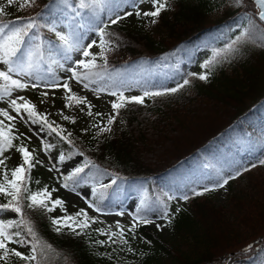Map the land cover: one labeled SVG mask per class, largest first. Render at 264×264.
<instances>
[{
    "label": "trees",
    "instance_id": "16d2710c",
    "mask_svg": "<svg viewBox=\"0 0 264 264\" xmlns=\"http://www.w3.org/2000/svg\"><path fill=\"white\" fill-rule=\"evenodd\" d=\"M36 1L39 8L32 12L49 3ZM169 4L150 28L132 27L123 20L109 25L115 43L108 56V70L122 73L128 84L142 91L175 87L182 78L191 83L175 93L148 97L143 105L122 109L109 134L88 138L87 134L71 133L72 144L60 141L55 134L45 133V137L59 153L82 157L78 164L92 161L95 167L85 170L91 187L117 178L100 201L103 212L126 203L136 192V208L146 198L149 204L167 200L170 210L172 200L167 195L187 193L191 197L185 201L188 208L175 214L171 222L178 242L170 245L149 224L128 234V245H99L94 241L107 237L94 231L96 228L90 227L87 234L79 236L67 230L56 232L49 219L53 212L26 208L38 234L55 249L47 264H158L163 254L178 264H228L229 257L234 260L232 264L264 261L261 245L256 243L264 238V197L250 205L239 224L220 222L218 227L211 220L217 211L210 194L191 196L189 191L201 188L206 179H216L218 170L227 175L234 162L243 163L246 154H259L264 149V23L247 0L240 5H234L233 0H169ZM47 11L56 14L55 8ZM24 16L25 11L6 12L3 19ZM100 19L107 21V14ZM246 28L249 35L214 65L207 80L186 75L204 71L200 66L212 58L214 50L227 49ZM41 31L55 43L54 35L47 29ZM205 47L211 54L194 69L196 52ZM42 71L47 72V65ZM53 71L58 76L59 68L53 66ZM208 112L214 115L207 116ZM16 130L22 132L18 127ZM25 143L30 150L36 147L32 140ZM37 167L31 173L32 190L46 185ZM0 202L6 201L0 197ZM0 218H4L1 213ZM250 225V236H235L237 230ZM249 244L253 248L243 251ZM128 247L133 251H127ZM14 264L23 262L14 258Z\"/></svg>",
    "mask_w": 264,
    "mask_h": 264
},
{
    "label": "snow or ice",
    "instance_id": "6c2138e0",
    "mask_svg": "<svg viewBox=\"0 0 264 264\" xmlns=\"http://www.w3.org/2000/svg\"><path fill=\"white\" fill-rule=\"evenodd\" d=\"M15 0H7V5H13ZM258 12L261 22H264V0H247ZM150 4L149 10H142L140 5ZM234 5H240L242 0H233ZM124 5H128L133 11H124L120 14ZM36 0H20V9L33 8ZM170 7L169 0H49L34 15L17 17L16 20H5L6 6L0 4V101H7V107H0V197L6 202H0V213L14 214L12 218H0V264H14L16 261L23 264H47L50 254L55 253L52 245L47 243L36 231L35 226L25 209H40L47 213H52L59 208L64 212L63 216H49L51 224L56 232L67 230L73 235L87 234V230L92 224L96 223L98 217L90 216L88 209L97 213L103 212L100 201L105 196V192L112 185L116 184L117 178L113 176L110 184L93 183L90 199L87 192H82L87 208H80L73 214H69L65 208V201L59 197L53 198V192L57 189L49 190L45 185L37 190H32L29 185L32 182L31 173L37 165H43L44 161L37 155V149H29L25 141H31L33 136L40 137L41 149L44 153H51L56 147L43 138V135L55 134L60 141L72 144L71 133L65 135V129L48 119L47 113H41L31 100L24 95L13 98V93L18 90L47 89L54 92L58 89L64 90L65 107L84 105L80 111L87 109V115L92 117H103L104 114L93 113V105L86 96L78 95L70 86V81H75L83 89H89L90 85H96L91 91L96 93L99 99L100 93H107L113 97L107 101L112 112L107 115L103 126L93 124L98 133L110 132L111 126L117 119L120 111L129 105H143L148 97H159L175 93L191 83L188 78H182V83H177L175 87H163L161 90H143L138 95H126L131 85L123 78L120 72H110L108 70V53L114 50L113 33L108 31L109 25L119 23L121 20L135 15L147 18L150 23L156 24L162 12ZM56 9L53 15L50 9ZM106 13L107 21L100 19ZM252 28L255 27L251 24ZM63 25V29L60 28ZM103 25V26H101ZM47 29L54 34L53 38H46L41 31ZM250 29H245L227 49L214 50L212 58L206 60L200 67L204 71L192 72L187 76L196 77L199 80H207L211 75V70L215 64L220 63L221 59L226 58L235 47V44L249 35ZM91 34V35H90ZM98 38V39H97ZM85 41H87L85 43ZM99 51H93L94 48ZM78 53L79 58L73 60L72 54ZM223 53V56H222ZM71 61V66L65 67ZM47 65V72L42 71V66ZM53 66L63 70L64 77L56 76ZM40 103H44L49 96V91H41ZM14 112L16 115H12ZM65 121L71 120L75 123V118L63 115ZM19 119L25 125L31 124L29 128L31 135L18 132L16 121ZM7 121V122H6ZM38 126V127H37ZM88 131V129H84ZM18 141V143H16ZM15 149L20 155V162L12 168L7 167L5 152ZM78 155H83L78 153ZM264 156V153L261 154ZM51 166L49 171H59L58 163L65 165L67 175L61 173L63 179L62 187L72 188L73 191L81 183L88 184L90 176L85 170L90 166L95 167L91 160H85L82 164H67L71 160V153L53 154L48 157ZM258 163H250L244 166L243 163H235L231 172L227 175L223 170L216 172V179L211 181V187L205 185L201 188H191V196H201L205 193L224 188L230 180L236 179L252 168L264 166V158L257 157ZM71 168V170H69ZM112 175V174H108ZM39 185V181H36ZM167 195V194H166ZM191 197L185 193L179 197L188 201ZM168 200L176 199L173 195H167ZM179 211V209H177ZM149 213L156 214L158 219L172 222L168 204L159 201L149 204L147 199H141L140 205L132 213V222L125 228L119 221L115 223V230L111 226L107 228H96L94 231L107 237L106 240H96L95 244L105 245H128V234H135L141 225L154 224L157 229H162L165 225L156 223L149 218ZM117 215L124 216L125 211L120 210ZM26 234V235H25ZM30 237V239H28ZM261 251L264 252V238L258 241ZM11 245H27L25 251L19 250ZM253 248V244L246 246L243 251ZM131 252V247L127 248ZM58 255V253H57ZM105 255H110L105 253ZM230 258V257H229ZM264 264V261H262Z\"/></svg>",
    "mask_w": 264,
    "mask_h": 264
},
{
    "label": "rangeland",
    "instance_id": "374dc122",
    "mask_svg": "<svg viewBox=\"0 0 264 264\" xmlns=\"http://www.w3.org/2000/svg\"><path fill=\"white\" fill-rule=\"evenodd\" d=\"M0 4H4L6 6V12L12 13V14H18L20 11H25L27 16H31L37 13V10H34L32 12V9L39 8V4L36 1V6L33 8H25L20 9L19 4L20 0H15L14 4L11 6L7 5V0H0ZM142 10H149L150 4L144 3L140 5ZM124 11H133L132 8L128 5H125L122 10L120 11V14L123 15ZM127 25H130L132 27H139L143 26V28H150L154 24L150 23L147 18L137 17L135 15H132L130 17H127L123 19ZM63 25H60V28L63 29ZM53 35V33H50ZM91 35V34H90ZM98 39V38H97ZM87 41H85L86 43ZM93 51H99V48H94ZM113 51L108 53V56L112 54ZM197 63L192 64L193 68L196 69L198 64L202 61H205L207 57L210 56V51L208 48H200L197 52ZM73 60L79 58L78 53L72 54ZM71 66V61L67 62L65 64V67ZM66 73L59 69L58 77H64ZM70 86L72 87L73 91L76 92L78 95L86 96L88 100L92 103L93 107V113H103V117H97L93 115L92 117H89L87 115V109L85 108L84 112H81L79 109L80 107H84V105L76 106L73 104L72 107H65L66 101L64 100V90L58 89L54 92V102H53V92L51 90L47 89H27V90H18L13 93V98H15L18 95H24L29 100L32 101L37 107V110L41 113H47L48 117L51 118L56 124L61 125L65 129V133H72L75 135H82L87 134L88 138L90 135L98 136L101 133H98L97 128L92 127L93 124H97L100 126H103V122H106L107 115L112 112L111 106L107 101L114 99L113 97L109 96L107 93H100L99 99L96 98L97 94L91 91V88L96 87V85H90L89 89H83L81 85L77 84L75 81H70ZM172 85L171 87H173ZM41 91H49V96L46 99L44 103H40L42 97L40 95ZM142 92L141 89L137 88L134 85H131L130 90L126 92V95H138ZM146 101H148V98H146ZM0 107H7V101H0ZM61 110H63V115H67L70 117L75 118V123H73L71 120L65 121L61 118ZM12 115H16L14 112L11 113ZM7 122V121H6ZM207 124V123H206ZM206 124H203L202 127L206 130ZM209 126V124H208ZM16 127H18L23 133H26L27 135H31L29 132V128L33 127L30 123L25 125L22 121L17 119L16 121ZM38 127V126H37ZM120 129L123 128V124L119 125ZM84 129H88V131H84ZM111 132V131H110ZM110 132H104L105 134H109ZM199 134V133H197ZM196 134V135H197ZM43 138L46 139L45 134L43 135ZM40 137L33 136L32 141L36 145L37 149V155L41 160L44 161L43 165H37V170L42 174L43 179L46 181V185L48 186L49 190L55 188L57 189L56 192H53V198L59 197L65 201V208L67 209V212L69 214H73L76 211H78L80 208H87V205L85 203V200L82 198L81 193L87 192L89 194V198L92 199L91 196V186L89 184L81 183L80 186L76 187V190L73 191L72 188H63V179L61 177V173L64 175H67V172L65 171V165L58 163L59 171H49V167L51 166V163L48 159L49 156L56 154L59 155V151L56 149L51 150V153H44L40 151L41 144H40ZM264 153V149L259 154H246L244 157V166H248L250 163H258L257 157L264 158V156H261V154ZM7 157H10V159L7 160V166L13 167L15 164H18L20 162V155L12 150H9L8 152H5L4 154ZM82 157L77 156L75 158H71L70 161H67V164H78L81 161ZM71 170V168H69ZM231 172V171H230ZM249 174H252V176H248ZM112 179H107L104 181L105 184H110ZM211 181L212 179H206L200 183V185L203 187L205 185L211 187ZM210 194L208 196L211 199L212 205H214L217 216L213 215L211 220L213 223H216L217 225L220 222H236V224H239L240 221L243 219L246 210L250 208V205L256 204V200H263L264 197V166H257L255 168H252L251 170L247 172H243L241 176H239L236 179L230 180L229 183L224 188H218L212 191L207 192ZM181 196V195H180ZM176 197V199L172 200V208H170V213L173 216L177 213H181V211H184L188 208L185 201L182 199H179V197ZM128 201L126 203L122 204L119 203L115 205V207L110 208L108 211L97 213L92 209H88L90 216L98 217V220L96 223L92 224L91 227L93 228H107L108 226H111L113 230H115V223L116 221H119L122 225L127 228L131 222H132V213L136 209L139 197L138 193H134L129 195ZM262 198V199H261ZM167 203V200L165 201ZM261 203H264L261 201ZM125 211L124 216H119L117 213L120 210ZM179 209V211H177ZM1 215L4 218H12L14 217V214L11 213H1ZM64 212H62L59 208H57L56 211L53 212V217L56 216H63ZM215 216V217H214ZM150 219L155 220L156 223H162L165 226L162 229H157L154 224H150L156 232L161 235L163 240H166L170 243V245H176L178 240L176 239V234L174 233V230L171 226V224H168L167 221H164L162 219H158L156 214L149 215ZM214 225V224H213ZM220 224L217 226L219 227ZM252 225L246 226L243 229L237 230L235 236L247 238V236H250L252 233ZM251 229V230H250ZM106 237V236H105ZM21 251H25L27 249V245L20 246V245H14ZM228 264L233 263V259L227 258ZM158 264H178L176 261H174L173 258H171L169 255L163 254L161 258L159 259Z\"/></svg>",
    "mask_w": 264,
    "mask_h": 264
},
{
    "label": "bare ground",
    "instance_id": "6f19581e",
    "mask_svg": "<svg viewBox=\"0 0 264 264\" xmlns=\"http://www.w3.org/2000/svg\"><path fill=\"white\" fill-rule=\"evenodd\" d=\"M213 115H214V113H211V112H208V113H207V116H213ZM211 118H212V117H211ZM172 146H173V145H171L170 148H171Z\"/></svg>",
    "mask_w": 264,
    "mask_h": 264
},
{
    "label": "water",
    "instance_id": "95a60500",
    "mask_svg": "<svg viewBox=\"0 0 264 264\" xmlns=\"http://www.w3.org/2000/svg\"><path fill=\"white\" fill-rule=\"evenodd\" d=\"M258 16V15H257ZM264 23V22H263Z\"/></svg>",
    "mask_w": 264,
    "mask_h": 264
}]
</instances>
